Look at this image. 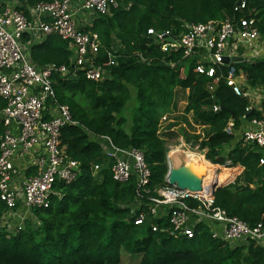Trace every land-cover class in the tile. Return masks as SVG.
<instances>
[{"label":"trees","instance_id":"1","mask_svg":"<svg viewBox=\"0 0 264 264\" xmlns=\"http://www.w3.org/2000/svg\"><path fill=\"white\" fill-rule=\"evenodd\" d=\"M20 1L35 5L53 0ZM237 2L117 0V7L92 15L90 23L81 27L98 36L96 62L101 65L114 56L115 64L110 77L100 81L83 73L73 79L54 77L57 98L68 106L74 121L62 129V145L79 163L77 179L71 184L57 182L50 206L33 210L20 229L19 220L11 221L12 229L0 226V264H124L125 253L141 255L139 264H264L263 247L253 242L231 247L213 238L208 224L198 225L193 238L173 237L167 219L154 218L148 205L166 184L169 171L168 141L159 132L161 118L177 108L178 94L185 93V113L192 115L193 123L211 130L201 139L181 128L185 144L198 148L213 164L243 167L233 183L216 189L215 206L250 226L264 225V164L260 162L264 149L226 132L230 123L240 130L259 111H248L249 100L236 95L224 78L211 90L210 80L194 72L193 59L183 58L181 51H162L148 34L150 28L179 34L185 23L253 16L264 39V0H246L243 12L236 10ZM29 50L39 68L73 67L71 43L57 35L32 42ZM236 68L251 87L264 88L263 59L237 62ZM225 70L219 67L218 73ZM215 105L226 109L214 111ZM5 106L0 97V138ZM107 138L117 148L144 153L151 169L147 192L138 189L135 174L126 183L113 179L115 161L107 154ZM6 213L0 199V221ZM141 215L143 222L136 224ZM156 224L159 228L153 230Z\"/></svg>","mask_w":264,"mask_h":264},{"label":"built area","instance_id":"2","mask_svg":"<svg viewBox=\"0 0 264 264\" xmlns=\"http://www.w3.org/2000/svg\"><path fill=\"white\" fill-rule=\"evenodd\" d=\"M238 1L236 10L243 12L246 0ZM117 6V0H53L35 5L22 4L20 0H0V97L6 102L1 112L4 133L0 138V199L7 207L1 227L12 229L11 221L19 220L20 229L25 219L33 215V210L50 206L57 182L71 184L77 179L79 163L67 155L62 145V129L74 121L68 106L57 98L54 77L73 79L79 73L92 81L110 77L115 57L98 64L95 56L100 48L98 36L83 32L81 27L90 23L88 16L107 14ZM184 28L179 34L150 28L148 34L160 44L162 51H181L183 58L193 59L194 72L210 80L211 90L224 78L236 95L249 100L248 111L259 108L260 115L247 125L237 131L230 123L226 132L234 133L243 143L257 144L264 149V88L251 87L245 76L237 74L236 68L240 57L245 61L263 59L264 39L256 18L240 16L221 22L185 23ZM26 35L30 38L26 39ZM51 35L71 43L72 68L55 64L39 68L31 60L30 44ZM226 58L228 63H225ZM219 67L226 70L218 73ZM254 102H258L259 107L254 106ZM221 109L220 105L214 106V111ZM107 140V154L115 161L113 179L126 183L135 174L138 189L147 192L151 169L144 153L134 148H117L109 138ZM175 151L179 148L170 147L171 153ZM260 162L264 164V157ZM167 165L169 171L174 166L169 154ZM167 178L148 205L154 218L167 219V230L173 237L193 238L195 228L204 223L211 227L213 238L231 247L253 242L264 248L263 223L250 226L215 206L213 184L217 183V176L214 180L202 177L200 192L168 185ZM143 220L144 215H141L135 223L141 224ZM158 228L157 224L153 225V230Z\"/></svg>","mask_w":264,"mask_h":264},{"label":"rangeland","instance_id":"3","mask_svg":"<svg viewBox=\"0 0 264 264\" xmlns=\"http://www.w3.org/2000/svg\"><path fill=\"white\" fill-rule=\"evenodd\" d=\"M178 95H179L178 97L180 99L177 101L178 102L177 108L174 109L172 112H167L164 114V116L167 118L163 119L164 116L161 118L160 131L159 132L162 135V137H164L168 141L169 147H177V148H179V151H180V149H184L185 151H190V152L198 153L199 155H201V153H203V152H200L198 150V148L190 149L185 144L183 137L180 135L181 128H184V129L186 128L188 130V132L197 134L199 136V138H201V139L207 137L209 135V133L211 132V130L205 126L203 127V125L193 123L192 115L185 113V106L187 104L186 97H185L186 94L185 93H181V94L179 93ZM252 104L254 106L259 107L258 102H254ZM132 105H133V103H130L129 107H131ZM125 114L129 117V115H130L129 110H126ZM169 132H173L175 134L170 137L168 135ZM168 150H170V148H168ZM176 152L177 151L172 152L171 156H175V155L181 156L183 153V152H178V153H176ZM178 165H180V164H176L174 166H178ZM220 166H224V165H220ZM96 169H98V168L96 167ZM140 259H141V255L135 256V255H129V254L125 253L122 256V262L124 264H139Z\"/></svg>","mask_w":264,"mask_h":264},{"label":"bare ground","instance_id":"4","mask_svg":"<svg viewBox=\"0 0 264 264\" xmlns=\"http://www.w3.org/2000/svg\"><path fill=\"white\" fill-rule=\"evenodd\" d=\"M181 146V145H180ZM182 152V151H177ZM170 154V159L176 164H180L183 166V169L189 173L193 174L198 177H206V178H211V180H214L215 176H217L216 181L218 184L227 182L230 180L234 174V171H239V168H234V169H222L223 172L220 174H215V167L214 165L211 164L209 161H204L203 156L199 155L198 153L184 151V156L180 155H175L171 156ZM182 162V163H181ZM200 165V166H198Z\"/></svg>","mask_w":264,"mask_h":264},{"label":"water","instance_id":"5","mask_svg":"<svg viewBox=\"0 0 264 264\" xmlns=\"http://www.w3.org/2000/svg\"><path fill=\"white\" fill-rule=\"evenodd\" d=\"M240 4V1L237 2V5ZM228 59H225V63H228ZM238 62L243 61L242 58L237 59ZM222 109H226L225 107H222ZM167 184L171 186H175L178 189H188L193 192H200L202 191L203 185H202V177L195 176L193 174L187 173L184 169L183 166L178 165V166H173L171 170L168 173L167 176ZM224 184H218L214 183L213 184V190L219 188Z\"/></svg>","mask_w":264,"mask_h":264},{"label":"crops","instance_id":"6","mask_svg":"<svg viewBox=\"0 0 264 264\" xmlns=\"http://www.w3.org/2000/svg\"><path fill=\"white\" fill-rule=\"evenodd\" d=\"M82 16V15H81ZM80 17V16H79ZM82 17H85V14H84V16H82ZM89 17V20H91V16H88ZM240 58H242V57H240ZM262 58H263V60H264V56H262ZM243 59V61H245L246 59H244V58H242ZM257 88H259V89H263V88H260V87H257ZM257 110L259 109V108H256ZM204 127V126H203ZM206 127V126H205ZM208 129H210L209 127H207ZM107 143H108V146H109V140H107ZM168 148H170L169 147V145H168ZM180 151H182L183 153H184V151L182 150V149H180ZM182 153V155L181 156H183L184 154ZM168 154L170 155L171 154V152H170V150L168 151V153H167V156H168ZM201 155L203 156V160L204 161H207L206 159H205V155L203 154V153H201ZM182 163V162H181ZM212 165H214V167H215V174L217 175V174H220V173H222L223 172V170L222 169H234V168H239L240 170L239 171H234V174H233V176H232V178L231 179H236V177L242 172V170H243V167L241 166V165H236V166H230L229 168L228 167H226L225 165L224 166H220L219 164H213V163H211ZM198 166H200V165H198ZM201 167V166H200ZM221 167V168H220ZM221 170V171H220Z\"/></svg>","mask_w":264,"mask_h":264},{"label":"clouds","instance_id":"7","mask_svg":"<svg viewBox=\"0 0 264 264\" xmlns=\"http://www.w3.org/2000/svg\"><path fill=\"white\" fill-rule=\"evenodd\" d=\"M227 167V166H226Z\"/></svg>","mask_w":264,"mask_h":264}]
</instances>
